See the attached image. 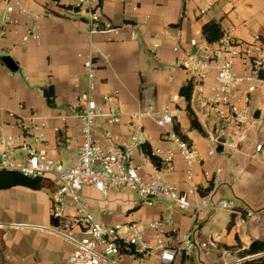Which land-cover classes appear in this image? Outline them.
<instances>
[{"label":"crops","instance_id":"obj_1","mask_svg":"<svg viewBox=\"0 0 264 264\" xmlns=\"http://www.w3.org/2000/svg\"><path fill=\"white\" fill-rule=\"evenodd\" d=\"M77 2L61 0L57 5L49 0H26L25 7L38 20L15 15L18 22L4 32L1 24L7 2L0 0V127H4L5 134H16L9 127L12 123L9 113L22 117L37 114L47 123V145L37 148L63 166L76 165L81 143L80 121L75 117L77 99L87 85L83 63L87 56L93 55L97 68L95 99L102 103L105 96L112 95V106L122 114V123L113 127V132L130 139L131 118L150 110V96L154 103L151 116H145L139 123L148 137L146 145L153 153L161 151L159 159L165 158L167 151L176 150L155 122L168 107L174 117L172 128H178L177 133L192 143L204 160L194 166L199 194L191 199L212 194L214 201L233 205V210L206 213L197 220L183 212L172 213L163 220L162 204L140 205L132 194H117V190L104 198L86 186L82 198L95 218L109 225L130 220L143 224L162 222L165 230L177 237L175 244L180 241L183 246L209 243L221 237L216 247H194L173 264L193 263L197 256L210 262L223 259V264H243L247 261L243 260V252L252 242L264 241V154L255 150L262 137L250 129L249 133L254 135L252 145L248 138L240 145L228 140V145L219 147L216 155L209 157V141L205 134L192 128L187 107L190 104L206 133L209 126L204 110L192 92L189 102L180 96L181 88L188 85V77L183 71L170 70V65L175 60L173 47L177 40L183 45L192 38L202 40L203 27L210 22L219 23L223 30L233 28L239 39L252 41L260 36L264 40V0H99L103 19L117 27L135 28V38L128 29L89 35L86 24L89 16L67 9ZM203 9L207 10L202 15ZM34 23L39 27L40 40L22 43L26 30ZM155 43L161 47L153 54L150 49ZM7 57L15 62L17 72L6 67L3 60ZM50 87L55 93L53 106L44 96V90ZM254 96L259 106L255 110H264V92ZM98 141L105 144L100 136ZM135 162L142 167L143 176L155 172V165L142 148L135 151ZM173 165V171H168L164 164L160 166L161 178L179 191H187L186 164L176 154ZM50 184L51 187L41 190L16 186L0 191V264H67L73 246L51 232L55 226L52 221L55 184ZM65 212L70 214L72 209ZM216 221L220 222V228L215 232L208 227ZM146 234L148 239L154 237L152 230ZM236 255L237 262L225 260ZM147 264H159L158 257H152Z\"/></svg>","mask_w":264,"mask_h":264},{"label":"built area","instance_id":"obj_2","mask_svg":"<svg viewBox=\"0 0 264 264\" xmlns=\"http://www.w3.org/2000/svg\"><path fill=\"white\" fill-rule=\"evenodd\" d=\"M7 12L2 30L17 23L15 15H25L34 20L38 16L30 14L24 3L26 0H6ZM126 2V1H125ZM126 6L130 4L126 3ZM75 14L86 13L89 35L112 34L128 29L132 38L137 36L135 28L114 26L101 15L99 0H78L71 7ZM207 9L200 11L205 14ZM30 39L40 40L39 27L30 25L22 37V43ZM161 44L155 43L150 49L155 54ZM175 60L170 65L172 71H183L192 86L195 101L204 110L212 130L205 135L209 141V157L216 155L217 149L228 145V140L240 145L248 138L250 129H255L262 139L256 144L258 154H264V110L255 119L256 110H251L253 96L264 92V40L256 36L245 41L234 36V29L223 30L216 43L205 38H192L183 45L177 40L173 47ZM87 75L86 89L78 95L75 117L80 121V146L78 161L70 169L50 158L45 150L47 123L37 114L22 117L9 113L12 123L9 127L16 134H5L0 127V171H16L32 179H41L55 184L53 196V217L57 225L51 232L72 246L73 251L67 264H147L156 256L159 264H173L192 248L216 247L220 236L209 243L199 245L182 242L175 244L177 237L165 230L162 222L143 224L137 220L109 225L98 221L81 193L86 186L92 187L104 198L111 191L126 189L137 192L142 201L140 205L154 206L152 199L161 198L174 202L177 209L188 214L193 220L201 215L216 211L233 210L227 201H214L213 195L196 198L199 189L194 182V166L203 162L196 147L184 140L172 127L174 117L166 107L156 124L163 129V136L173 142L176 150H169L166 157L159 159L161 151L152 152L159 159L160 166L166 165L168 171L174 170V157L177 154L186 164L187 191H179L168 185L160 174V167L148 176L141 174V166L135 162V151L142 148L148 137L139 123L151 116L154 103L149 95L150 110L132 116L129 128L133 130L130 139L113 132L112 128L122 123V114L112 106V95L105 96L102 103L95 99L97 90V68L93 55L87 56L83 63ZM66 120V118H63ZM58 131V129H57ZM105 144H100L98 137ZM19 157H22L19 160ZM220 170H217V174ZM208 176V173H206ZM72 209L70 214L65 211ZM21 227L22 225H16ZM152 230L154 237L147 238L146 231ZM264 256V254L260 255ZM247 257L243 260H249Z\"/></svg>","mask_w":264,"mask_h":264},{"label":"trees","instance_id":"obj_3","mask_svg":"<svg viewBox=\"0 0 264 264\" xmlns=\"http://www.w3.org/2000/svg\"><path fill=\"white\" fill-rule=\"evenodd\" d=\"M49 1L57 5H59V3L61 2V0ZM67 9L70 10L71 7ZM202 34L209 43L213 44L221 39L223 35V29L219 23L210 22L203 27ZM191 92L192 86L189 84L181 88L180 96L184 97L189 102L191 99ZM44 96L47 100V103L50 106H53L55 97L54 88L50 87L44 90ZM187 112L190 117L192 128L198 131L200 134L204 135L205 132L200 123L198 122L194 112L192 111L190 104L187 107ZM175 131L178 132V128H176ZM142 151L150 157L151 161L155 166L160 167L159 159L152 155V151L148 145L145 144L144 146H142ZM48 182L49 181L47 180L32 179L29 177H25L24 175L16 171H0V191L10 189L16 186H22L32 190H41L45 187H51V182ZM52 221L56 226L57 220L53 216ZM262 254H264V241H253L250 247L243 252V258L251 257V259L245 261L243 264H264V256H260Z\"/></svg>","mask_w":264,"mask_h":264},{"label":"rangeland","instance_id":"obj_4","mask_svg":"<svg viewBox=\"0 0 264 264\" xmlns=\"http://www.w3.org/2000/svg\"><path fill=\"white\" fill-rule=\"evenodd\" d=\"M258 107H259L258 106V101H257V99L254 96V99L252 100L250 108H251V110H255ZM208 126H209V130H212V126L209 123H208ZM248 139H249L248 143L252 145L254 143V135H252V133L251 134L248 133ZM224 157L226 158L227 156L224 155ZM21 158L22 157H19V160H21ZM64 167L66 169H70L71 168L69 165H65ZM120 192L127 193L128 195L132 194V198H133L134 201H137L139 203L142 201L141 197L139 196V194L136 191L133 192V193L131 191H129V190L127 191L125 189H122L121 191L120 190L116 191L117 194H121ZM81 196H82V193H81ZM132 198L129 197L130 200H132ZM152 202L154 203L155 206H157L159 204H162V206H160V209L163 212V220L169 219L170 214H172V213H180L181 212L179 209L176 208L174 202H172V201H169V200H166V199H161V198L158 197V198L152 199ZM217 215H215V216H217ZM219 220L221 222V218ZM220 222L216 221L215 223H213V225L211 227L209 226L208 228H210L212 231L216 232L220 228V226H219ZM225 260H227L229 262H237L238 261V256L236 255L233 258L225 259ZM210 261L208 259H206V258H200V257L197 256L193 263H186V264H223L224 263L223 259L219 260L217 262H214V261L210 262Z\"/></svg>","mask_w":264,"mask_h":264},{"label":"water","instance_id":"obj_5","mask_svg":"<svg viewBox=\"0 0 264 264\" xmlns=\"http://www.w3.org/2000/svg\"><path fill=\"white\" fill-rule=\"evenodd\" d=\"M3 62L5 63L6 67L13 71V72H17L18 71V67L17 65L15 64V62L13 61V59L7 57V58H4ZM259 116H260V111H256L255 115H254V118L255 119H259Z\"/></svg>","mask_w":264,"mask_h":264}]
</instances>
